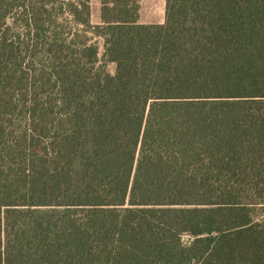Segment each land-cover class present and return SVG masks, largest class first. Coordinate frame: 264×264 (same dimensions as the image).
Masks as SVG:
<instances>
[{
	"label": "trees",
	"instance_id": "16d2710c",
	"mask_svg": "<svg viewBox=\"0 0 264 264\" xmlns=\"http://www.w3.org/2000/svg\"><path fill=\"white\" fill-rule=\"evenodd\" d=\"M141 6L0 0V264H264V0Z\"/></svg>",
	"mask_w": 264,
	"mask_h": 264
},
{
	"label": "rangeland",
	"instance_id": "374dc122",
	"mask_svg": "<svg viewBox=\"0 0 264 264\" xmlns=\"http://www.w3.org/2000/svg\"><path fill=\"white\" fill-rule=\"evenodd\" d=\"M165 1L166 0H142L140 23H163L165 18ZM92 22L94 24L100 23V0H92ZM108 69L111 73H114L115 66L110 65ZM185 238L187 239L188 237Z\"/></svg>",
	"mask_w": 264,
	"mask_h": 264
}]
</instances>
